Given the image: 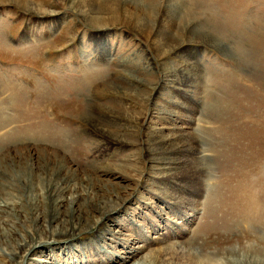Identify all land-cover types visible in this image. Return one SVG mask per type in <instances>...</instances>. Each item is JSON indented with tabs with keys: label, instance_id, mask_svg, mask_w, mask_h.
Listing matches in <instances>:
<instances>
[{
	"label": "rangeland",
	"instance_id": "1",
	"mask_svg": "<svg viewBox=\"0 0 264 264\" xmlns=\"http://www.w3.org/2000/svg\"><path fill=\"white\" fill-rule=\"evenodd\" d=\"M94 91L132 146L65 157L46 115ZM24 239L19 264H264V0H0V264Z\"/></svg>",
	"mask_w": 264,
	"mask_h": 264
},
{
	"label": "crops",
	"instance_id": "2",
	"mask_svg": "<svg viewBox=\"0 0 264 264\" xmlns=\"http://www.w3.org/2000/svg\"><path fill=\"white\" fill-rule=\"evenodd\" d=\"M88 95H90V93H88ZM88 95L77 94V96L72 98L69 94L68 97L63 98L64 107L55 108L53 109L54 112L46 115V118L53 122L49 123L53 126L57 125L58 130L68 132L71 131L75 135V138H71V141L66 144L68 149L62 152L63 155L73 159L76 156V150H72L70 147H73L76 144L81 147H95L103 145L131 147L132 145L126 143V141L128 140L127 137L129 132L133 130V127L135 126L134 121L115 115L114 120H110L112 122H109L106 115L107 109L102 108V106L107 105V102L111 101L110 97L101 96L100 93L95 91L93 95H90V97ZM126 101H129V99L122 97L119 102L121 106H124ZM109 107L122 109L117 107L115 103L111 104ZM131 122L133 126L129 127L128 125H131ZM97 123L102 124L108 129L114 128L112 130L116 131L119 137L108 135L103 132L98 128ZM106 124H111V126ZM120 127H124L126 129H120ZM143 127L144 125L137 128L140 130V135ZM120 131H127V136L121 137L118 133ZM80 132H88V139H82L78 135ZM141 137L142 136L139 137L140 141L142 140Z\"/></svg>",
	"mask_w": 264,
	"mask_h": 264
},
{
	"label": "bare ground",
	"instance_id": "3",
	"mask_svg": "<svg viewBox=\"0 0 264 264\" xmlns=\"http://www.w3.org/2000/svg\"><path fill=\"white\" fill-rule=\"evenodd\" d=\"M127 2H128V0H126ZM110 10V7L109 6H103L102 8H100L99 9V11H100V13H106L107 11H109ZM176 11V10H175ZM211 44H213V45H215L217 48H220V49H225L220 43H216V42H212ZM103 46V45H102ZM105 46V45H104ZM108 48V47H107ZM228 49V48H227ZM190 69V68H189ZM194 69V68H193ZM188 70V69H187ZM189 71L190 70H188L187 71V74H190L189 73ZM191 72V71H190ZM194 77V76H193ZM192 77V78H193ZM192 81V80H191ZM196 81H197V79H196V77L194 78V82H191V83H193V84H195L196 83ZM182 95H184V94H182ZM186 96H187V98H186ZM190 95H185V99H186V102H188V105H189V107H188V109H187V111H189V112H194L195 110H196V103H195V100L192 98L191 100H190ZM187 106V105H186ZM191 108H195V109H191ZM187 118H188V120L190 119V116L189 115H187ZM192 123V122H191ZM204 157V156H203ZM202 157V158H203ZM39 244V243H38ZM34 246H35V244L34 243H32V241L30 242V240L29 241H27L26 239H24V240H21V242L17 245V246H15V247H17L16 248V250H13V251H11V252H7L6 253V258H7V261L4 263V264H19L18 263V261H17V259H19V256H20V254H22V253H24L25 255H27L28 253H30V251H32L33 250V248H34ZM15 249V248H14ZM178 256H180V258H181V254H179V253H176V254H173V255H170V258H165L164 259V261L162 262V264H179L180 263V258L178 257ZM168 257V256H167ZM6 260V259H5Z\"/></svg>",
	"mask_w": 264,
	"mask_h": 264
}]
</instances>
